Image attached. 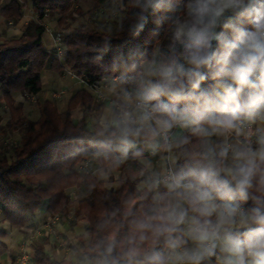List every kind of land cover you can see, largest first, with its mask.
<instances>
[{"label":"clouds","instance_id":"1","mask_svg":"<svg viewBox=\"0 0 264 264\" xmlns=\"http://www.w3.org/2000/svg\"><path fill=\"white\" fill-rule=\"evenodd\" d=\"M166 48L115 78L97 154L141 159L139 214L94 264H264V0H121ZM145 153L159 157L154 167Z\"/></svg>","mask_w":264,"mask_h":264},{"label":"trees","instance_id":"2","mask_svg":"<svg viewBox=\"0 0 264 264\" xmlns=\"http://www.w3.org/2000/svg\"><path fill=\"white\" fill-rule=\"evenodd\" d=\"M40 19L44 11L56 19L63 33L64 61L76 72L92 77H119L126 69L124 61L137 58L138 52H147L158 46L166 48L168 33L161 25L149 20L139 35L130 30V11L122 10L114 31L90 26L85 12L74 8L75 0H26ZM109 0H95L105 4ZM127 3V0H123ZM23 4L19 0H0V16L7 26L22 21ZM45 27L28 19L20 33L0 38V91L8 101L12 120L24 130L20 142L0 148V210L13 226L27 224L45 206L49 213L67 212L72 204L68 188L80 185L84 194L79 197L76 215L84 221L89 234L84 256L94 260L97 244L110 232L116 231L123 239L130 231L132 217L124 215L135 202L134 212L139 214L142 181L145 174L141 159L129 157L116 163L114 155L97 154L100 122L89 125L83 116L74 118V110L84 112L96 102L86 87L69 97L67 107L60 111L52 99L40 102V116L27 119L22 115V104L15 95L25 91L38 94L42 88L43 72L48 65L63 66L43 46ZM147 153H145V157ZM96 158L106 166L121 168L130 164L132 172L117 186L107 185L98 173L79 168L78 163ZM0 230V236L5 235ZM4 242L0 238V247ZM30 264H69L66 258H57L43 243L33 244Z\"/></svg>","mask_w":264,"mask_h":264},{"label":"rangeland","instance_id":"3","mask_svg":"<svg viewBox=\"0 0 264 264\" xmlns=\"http://www.w3.org/2000/svg\"><path fill=\"white\" fill-rule=\"evenodd\" d=\"M25 2L26 8L21 22L15 25L7 26L4 23V18L0 16V25L4 26L5 28L10 27L13 30V33H18L21 30L23 23L30 19V14L32 12L29 2L26 0ZM73 6L75 9L79 8L80 11L85 12V19L90 26H97L101 29L107 28L110 31H114L116 29L118 19L122 14L121 0H109L102 5L97 4L95 0H75ZM52 20H54V17L51 15L45 18V22H47V24L48 22L51 23ZM43 42L46 48H50L51 41L48 31H46L43 35ZM45 74L50 75L51 71L45 70ZM107 80L112 79L108 78ZM50 86H52V84H50ZM46 88H48V85H45V89ZM106 89L107 87L105 86V91ZM92 93L95 96L94 92ZM106 93L110 97L115 98L112 93L107 91ZM22 94L24 96L22 97V115L27 119H37L40 113V102L42 101L40 97H45L46 95L40 92V95L38 93L33 98L32 96H27L25 92ZM63 95H65V90L63 94L58 96H54L52 92V100L54 99V104L56 101L55 98L63 97ZM17 103L18 102H16V104ZM14 123L15 122L12 120V113L8 101L1 97L0 91V148H5L10 144L20 142V140L23 138L24 130L22 127L16 126ZM88 160H91V167L98 166V170H96L95 173H98L100 176L105 178L107 180V185L109 186H117L120 184L123 178L126 177L127 173L132 172L130 164L127 163H124L121 168H118L111 163L103 166L98 162L99 160H96V158H89ZM82 163L83 161L78 163L79 168H81L80 164ZM68 191L72 199V204L68 207L67 212H56L60 214V218L53 226L54 231L56 230L57 232L58 238L42 236L40 241H43L44 244L48 246L51 243H54L56 247H58V251L53 252V256L59 259L66 258L69 264H94L95 259L90 260L84 256V251L87 250L86 244L89 241V234L82 226L81 222L84 223V221L81 219V217L76 215L77 202L79 197L84 194V190L82 187H80V185H74L69 187ZM5 220L6 219L0 210V230L6 232L4 236H0V238L6 243V245L0 247V262L2 264H6V258L10 252L14 250L18 252V245L22 237L21 233L18 231V227L13 226L10 223H6ZM65 221H68L67 228L63 226V222ZM29 230L30 228L26 230L27 232L25 235L28 234ZM10 231H13V235ZM49 248L51 247L49 246ZM32 250L33 249L31 248V253Z\"/></svg>","mask_w":264,"mask_h":264},{"label":"crops","instance_id":"4","mask_svg":"<svg viewBox=\"0 0 264 264\" xmlns=\"http://www.w3.org/2000/svg\"><path fill=\"white\" fill-rule=\"evenodd\" d=\"M2 1L5 2L7 0H2ZM48 24L50 26V29H51L52 33H55V32H57L59 30L58 27H57V22H56L55 18H54V20H52L51 23L48 22ZM21 30H22V27H21ZM21 30L18 33H20ZM12 31L13 30L10 27L5 28L4 26L0 25V38L11 37V36H13L15 34H18L17 32L13 33ZM50 41H51V36H50ZM43 46H44V42H43ZM51 47H52V41H51L50 48H46L44 46V48L47 49L49 52H50ZM50 55H51V58H52L53 55L51 54V52H50ZM45 70H50L51 74L50 75H46L45 71L43 72V76H42L43 88H42V90L40 92L42 94H45L46 96L45 97L42 96V97H40V99H42V100H44L46 98L52 99L53 98L52 92L57 91V90H65V95H63V97L55 98V100H56L55 101V105L57 106V108L60 111H63L67 107V103H68L69 97L72 94H74L78 89H80L82 87H85V86H82L81 84H79L76 81V79L74 77H72L70 74H68L67 72H65L63 68L62 69H58L56 67L48 65ZM114 83H115V80H107L106 81V87H107L106 91L107 92L112 93L111 89H112V86L114 85ZM50 84H52V86H50ZM45 85H48V88L45 89ZM40 92H39V95H40ZM22 97H24L22 93L16 94L15 95L16 102L22 104ZM94 97H95V101L96 102L93 104L92 108L89 109L87 112H84L82 110V107H79V108H77V109H75L73 111L75 119H80L81 117L84 116L86 118V121H87V123L89 125H91V124H93L95 122H100L101 117L106 114L111 102L108 101V100H102V99L96 98V96H94ZM59 106H61V107H59ZM39 116H40V113H39ZM145 158L148 159V160H151L154 167H158L159 166V162H160L159 161V157H153V156H151V155H149L147 153V156ZM48 214H49V212L47 211L46 207L43 206L37 212V214L27 224L22 225V226H18V231L21 233L22 237L25 236V234L27 232L26 230L28 228H31L35 223H39ZM5 221H6V223H9L8 220H5ZM67 222L68 221L63 222V226L65 228L68 227ZM81 223H82V226L86 229L85 223H83V222H81ZM10 232L13 235V231H10ZM22 237H21V240H22ZM40 239H41V237L38 238L33 244H36V243H43L44 244V242L40 241ZM4 245H6L5 242H4ZM49 246L51 248H49ZM49 246L45 245V247L51 253L58 251V247H56V245L54 243H51ZM16 255H17V251L14 250V251L10 252L8 254L7 258H6V264H11V262L14 260Z\"/></svg>","mask_w":264,"mask_h":264},{"label":"built area","instance_id":"5","mask_svg":"<svg viewBox=\"0 0 264 264\" xmlns=\"http://www.w3.org/2000/svg\"><path fill=\"white\" fill-rule=\"evenodd\" d=\"M21 4H23V9L25 11L26 8V2L25 0H19ZM30 19H34L40 24H42L46 31L51 36L52 41V47L50 49L51 54L54 58L58 60V62L63 66V69L70 74L72 77L76 79V81L81 84L82 86H85L90 91L94 92L95 96L102 100H108L112 102L114 98L110 97L106 91V80L107 77H92L90 75H87L84 72H76L70 68V66L64 61L65 58V49L63 46V33L58 30L55 33L51 32V29L47 22H45V19H40L38 16L33 12V9L31 10ZM45 18L50 16V13L48 10L44 11ZM116 76L110 77V79L115 80ZM27 96L35 97L36 94L25 91ZM64 93V90H57L53 92L54 96H58ZM91 160H86L82 164H80L81 168L88 170H92V172H95L98 170V166L91 167ZM60 214L58 213H49L45 216L43 220H41L39 223H35L29 230L28 234L25 235V237L22 238L18 245V252L14 260L11 262V264H30L31 263V248L33 243L42 236H50L52 238H58L56 230L54 231L53 226L59 220Z\"/></svg>","mask_w":264,"mask_h":264}]
</instances>
